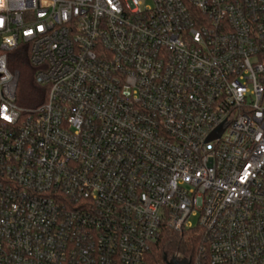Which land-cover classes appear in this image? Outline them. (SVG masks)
I'll list each match as a JSON object with an SVG mask.
<instances>
[{
  "label": "built area",
  "instance_id": "1",
  "mask_svg": "<svg viewBox=\"0 0 264 264\" xmlns=\"http://www.w3.org/2000/svg\"><path fill=\"white\" fill-rule=\"evenodd\" d=\"M194 227L191 264H264V0H0V264H148Z\"/></svg>",
  "mask_w": 264,
  "mask_h": 264
},
{
  "label": "trees",
  "instance_id": "2",
  "mask_svg": "<svg viewBox=\"0 0 264 264\" xmlns=\"http://www.w3.org/2000/svg\"><path fill=\"white\" fill-rule=\"evenodd\" d=\"M11 68L19 73L17 87V103L23 107H35L40 105L46 96V88L41 87L35 81V68L31 65L28 51L17 49L11 59ZM206 243L201 227H194L184 233H176L167 230L160 241L152 249L148 264H165V255L179 253L184 257L193 259Z\"/></svg>",
  "mask_w": 264,
  "mask_h": 264
},
{
  "label": "water",
  "instance_id": "3",
  "mask_svg": "<svg viewBox=\"0 0 264 264\" xmlns=\"http://www.w3.org/2000/svg\"><path fill=\"white\" fill-rule=\"evenodd\" d=\"M165 264H191V258L184 257L183 255L179 253H175L168 257V255H165Z\"/></svg>",
  "mask_w": 264,
  "mask_h": 264
},
{
  "label": "rangeland",
  "instance_id": "4",
  "mask_svg": "<svg viewBox=\"0 0 264 264\" xmlns=\"http://www.w3.org/2000/svg\"><path fill=\"white\" fill-rule=\"evenodd\" d=\"M191 220H192V222L194 223L195 226L198 224V217H193Z\"/></svg>",
  "mask_w": 264,
  "mask_h": 264
},
{
  "label": "snow or ice",
  "instance_id": "5",
  "mask_svg": "<svg viewBox=\"0 0 264 264\" xmlns=\"http://www.w3.org/2000/svg\"><path fill=\"white\" fill-rule=\"evenodd\" d=\"M7 118V117H6Z\"/></svg>",
  "mask_w": 264,
  "mask_h": 264
}]
</instances>
